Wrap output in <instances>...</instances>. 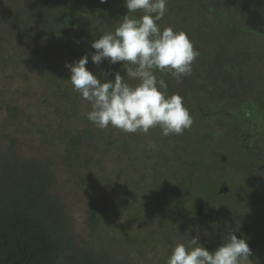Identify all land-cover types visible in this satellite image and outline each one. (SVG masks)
<instances>
[{
  "label": "trees",
  "instance_id": "1",
  "mask_svg": "<svg viewBox=\"0 0 264 264\" xmlns=\"http://www.w3.org/2000/svg\"><path fill=\"white\" fill-rule=\"evenodd\" d=\"M182 1L185 2V5L178 4L177 6L176 13H179V15L182 13V8L187 7L192 10L194 15L198 16L199 13H202L209 15V18L215 17L217 19L221 18L222 5L225 3V0H219L218 2L216 0L215 2L214 0ZM240 1L238 2V9L234 8L229 11L226 18L222 17L225 22L221 26L223 30V32L221 30V33L227 34L230 43L235 45H231V50L218 45L220 49L215 46L216 52L208 51L205 59L201 60L199 66H197L195 75L192 76L191 74L185 79H180L181 81H179L177 86L178 90H180H177L178 92L174 91L175 87L171 84V82L174 83L171 75L156 73L158 79L163 78L166 81L168 94H178L184 97V105L190 114L198 115L200 120L193 122L191 128L185 130L182 135H169L165 139H159L161 129L156 127L150 129L148 134H143L144 139L142 140V144L147 147L146 151H144L145 153L154 151L148 147L151 143H155L159 149L161 142L169 147L179 149V152L174 155L176 157L174 159V167L176 168L179 166L177 162H181L182 165L183 163L187 164L190 167L188 162L184 161L185 158L181 155L180 149L183 148L182 146L191 148V145L184 144L187 141L193 143L192 149L196 152H204L205 155L201 161L205 159L204 163L212 166L211 169L215 171L213 175L214 177L219 175V180L223 173L230 171L228 168L232 166L233 160H238L240 163L243 162V166H246L249 162L253 163V161H256L252 167L253 169L264 166V160L261 158L258 160L252 157L246 160L250 155L246 157V155L242 154H253L255 150L264 149V89L258 86V81L264 76V72L256 73L250 63L252 62L251 57L253 59L258 57L259 61H263L261 65L264 67V55H260L264 53V50H258L256 51L257 55H253L256 41H264V0ZM1 3L0 11L2 10L3 13L5 7ZM38 5L41 10L36 13L29 12L23 22L35 21L40 23L45 21L48 24L40 25L41 27L37 28V31L28 37L29 46L40 47L38 44H42L48 50L56 51L57 55H49L48 53L39 55V50H36L37 55H23V58L27 59V64H31V67L28 65L29 71L22 77L30 82L31 80L35 81V83L40 85L43 84L44 80H48L50 83L52 80L58 79V77H63L62 80L64 81L59 85L60 89L63 88L66 93L61 95L58 93V95H60L61 99H66L73 88L69 82L71 73L65 67L66 63H73L81 59L85 54L93 53L95 50L91 49V43L107 32H114L116 25H119L128 10L125 7L124 0H107L106 3H101V0H39ZM232 6L235 7L237 4L233 3ZM54 7L58 10L56 18L44 15L45 12L50 13ZM214 9L216 11L212 14ZM138 13L141 12L134 13L133 17L139 19L141 14ZM100 17H102V20H99ZM168 21L170 19L165 20L164 23H169ZM12 22V28H17V21ZM1 23L3 27L9 25L4 19ZM244 37L245 39H243ZM0 39L5 43L6 37L2 33L0 34ZM4 43H0V46ZM258 45L262 44L258 43ZM232 50L237 52L234 53ZM49 56L58 58V67L56 66L57 64H51ZM121 65L122 63L114 65L116 66L114 68L118 70ZM108 66L112 65L105 60L97 67L91 62V55H89V63L86 65L88 70L100 78L102 82H105V79H109V75L106 77L104 75V73H107ZM14 72L13 75L9 74V81L13 80ZM198 84L205 87L204 92L194 89ZM190 88H193L194 91L190 92ZM4 93H6L4 90L0 92V98L4 97ZM232 93L236 95L235 98L231 97ZM20 107L21 103H5L3 110L7 115L8 124L11 125L12 123L10 122L23 115L24 109ZM67 110V117L70 116L69 118L80 122L76 132L72 133L66 143L70 154L77 156L79 149L84 146L90 152H94L93 156H99L102 148L103 151H107L110 146L115 151L116 147L121 145L120 143L126 141L125 144H127L131 137V135H127V133L113 127L107 129L96 127L87 119L86 113L76 111V103L73 106L69 105ZM26 124L24 123L23 125ZM122 135L126 136L125 141L119 140ZM4 139L8 144L5 146V153L0 152V264H64L65 261L69 264H81L78 260L80 257L85 260V264H113L111 253L106 250L102 253L101 259L97 261L86 250L76 249V246L70 241L64 242L63 238L59 237L57 227L58 225L60 226V221L55 217L57 203L53 198L47 196L49 193L52 196L51 192H53L49 173H40L36 169L24 168L21 163L22 155L15 150L18 143L17 140H14L11 136H6ZM98 144L102 145V147L97 150L90 147ZM123 147L124 158L125 161L127 160L126 164L131 167L130 169H133L135 164H138L139 159L135 156V159L133 160L132 158L131 161L128 157L130 155L127 153L128 149L125 148V145ZM221 147L226 149L227 152L220 153L218 149ZM160 150L161 152L158 155L164 158L165 150L162 148ZM222 159L224 161L221 162ZM131 162L134 163V167ZM123 168H125V165L120 169L121 172L118 177L126 180L129 186V189L126 188V190L130 194L139 190V194L144 191V195L147 189L150 190L144 182L145 179L135 180L145 178L144 175L139 176L136 170L128 173ZM191 172L192 178L189 177L182 187H190L189 184L192 179H196L195 172L193 170ZM249 172L247 178L243 181L248 183L247 187L240 188L239 192L238 189L232 191L231 187L229 190L233 196L236 192L237 199L240 197L247 203L249 201L252 202L251 217L249 216L247 223L241 224L240 222L234 228L236 232H231L228 229L216 230L211 233L208 237L207 249L210 252H214L223 243H226L230 234L233 233L237 238H243L248 242L253 253L249 259L254 264H264V191L258 193L257 197L247 193V190H250V185L259 181L260 177V175L256 176ZM199 174L202 178L201 183H204L207 176L202 172ZM213 175L208 178L213 177ZM260 179H262V176ZM139 184L142 187H139ZM218 184H221L219 188L228 186L227 181L223 179ZM218 184H215L213 188H216ZM106 186L109 187V185ZM171 187H173L172 183L164 187L165 190L167 189L165 195L167 198L171 196ZM142 189L144 190L141 191ZM180 189L182 188L180 187ZM216 190L218 189L216 188ZM129 192L124 194L122 198L110 192L109 197L112 200H107V202H105L103 193L102 195L104 196L98 198V202H88L86 207L91 222L90 227L94 229L96 225L98 226V223L101 222L102 214L107 212V210H111L112 213L113 210H116L113 219V225L116 226L115 223L123 219L125 215L123 213L130 206V203H128ZM183 193L187 197L191 196L189 189H184ZM143 199L149 204L153 201L146 196H143ZM176 200V208H169V212L164 217L160 216L159 222H155V227H158L159 230H168L182 218L190 219V223L202 218L201 222L211 227L215 226L214 222L217 220L216 228H221L220 213H206L207 203L211 199L196 198L197 211L188 212L187 216H185L179 198ZM200 207H202V211L199 209ZM101 208H103L102 211H100ZM211 215L214 216V222L210 221ZM140 222H142V219L130 221V224H139L134 232L140 231ZM120 225L123 226V223H120ZM120 225L117 226L121 227ZM209 230L213 232V229L210 228ZM171 239L172 237L168 238L165 244L172 243L170 242ZM118 244L119 242H115L112 246L109 245V248L113 250ZM126 246L128 247V245ZM66 250L70 253L68 252V254ZM65 257H67L66 260H64Z\"/></svg>",
  "mask_w": 264,
  "mask_h": 264
},
{
  "label": "rangeland",
  "instance_id": "2",
  "mask_svg": "<svg viewBox=\"0 0 264 264\" xmlns=\"http://www.w3.org/2000/svg\"><path fill=\"white\" fill-rule=\"evenodd\" d=\"M38 1H0L5 7L3 13L2 10L0 11V34L2 33L6 37L5 43L0 39V43H4L0 46V92H3V90L6 92L4 93V97L0 98V152L5 153V146L8 144L4 137L11 136L18 142L15 150L18 154L22 155L21 163L24 168L36 169L40 173H49L53 192H51L52 196H50V193L47 196L53 198L57 203L55 217L60 221V226L58 225L57 227L59 237H62L64 242L70 241L76 246V249L86 250L97 261L101 259L102 253L106 250L108 253H111L113 264H167V260L171 256L174 247L179 243L187 245L189 239L199 236L200 243L208 248V237L214 231L230 229L231 232H236L234 228L240 222L241 224L246 222L249 216L251 217V206L253 204L250 201L249 203L243 201L240 197L237 199L236 192L234 196L228 195V198L225 196L219 197L221 192L219 186L221 185L218 183L223 179L227 181V188L231 187L232 191L238 189L239 192L240 188L247 187L248 183H244L243 181L247 178L248 171H250V174L262 176V179L259 177V181L253 182L250 185V190H247L249 195L257 197L258 193L264 191V166L253 169L252 167L256 161H253V163L249 162L250 164L247 163L246 166H243V162L240 163L238 160H233L232 166L228 168L230 171L224 173V176L222 174L219 180V175H215L214 177L215 171L211 169L212 166L204 163L205 159L201 161L205 155L204 152H196L192 149L193 143L187 141L184 144L191 145V148L182 146L185 149H180L181 155L186 159L184 161H187L190 167L187 164L183 163L182 165L181 162H177L179 166L176 168L174 167V159L176 158L174 155L179 152V149L169 147L161 142L162 147L160 146V149H164L166 153L164 158L158 155L161 152L159 148L145 153L144 151H146L147 147L142 144L144 138L143 134L139 132L135 134L127 133V135H131L127 144H125L126 136L122 135L119 140L122 139V141H125L124 143H120L121 145L117 146L115 151L110 146L107 150L109 152L103 151L102 148L99 156H93L94 152H90L84 146L79 149L77 156L68 152V147L66 146L67 140L72 136L73 132H76L80 122L69 118L70 116H66L68 112L67 107L69 105L73 106L76 103V111L87 114L92 110V105L90 102L84 100L80 93L73 88L70 92L68 91L69 94L66 99H61L60 95L66 93L63 88L60 89L59 85L64 81L62 80L63 77H58V79L52 80L50 83L48 80H44L42 85L32 80L30 82L28 79L22 77L29 71L28 65L31 67V64H27V59L23 58V55H37L36 50H39V55H46L47 53L49 55H57L56 51H50L42 44H38L40 47L29 46L28 37L34 34L33 32H36V29L41 27L40 25L48 24L45 21H41L40 23L35 21L23 22L29 12L36 13L38 10H41ZM181 1L167 0L168 11L165 17L158 23L161 30L171 27L175 31L185 32L193 43L194 48L199 51L200 55L192 65V76H194L197 66H199L201 60L205 59L207 52H216L215 46L219 49L218 45L231 50V45L233 46L234 44L230 43L227 34L221 33V26L225 22V19L222 17L226 18L230 10L234 8L238 9V2L240 0H225V3L222 5L220 19L215 17L209 18V15L202 13H199L198 16L194 15L192 10L187 7L182 8V13L179 15V13H176L178 4L185 5V2ZM218 1L216 0V2ZM240 2H245V0ZM233 3H236L237 6H232ZM215 11V9L212 10V14ZM57 14L58 10L55 7L50 13H44L45 16L50 15L54 18H56ZM138 14L142 16L143 12ZM3 19L9 25L3 27L1 23ZM167 19H170L169 23H164ZM99 20H102V17ZM12 21H17V28H12ZM117 27L118 25H116L115 29ZM258 43L262 45H258ZM254 45L253 55H257L256 51L258 50H264L263 40H257ZM233 52L236 53L237 51ZM260 55H264V53ZM49 59L52 65H56L58 62L57 57L49 56ZM251 61L250 63L253 65L256 73L264 72V67L261 65L263 61H259L258 57L255 59L251 57ZM121 63L118 62L115 65H120ZM56 66L58 67V64ZM114 67L116 66L107 67V73H109L108 80H114V74L119 72L122 77H125V82L130 86L135 87L140 83L138 79L126 77V70L122 65L118 70ZM13 71H15L13 80L9 81V74L13 75ZM185 78L182 77V79ZM172 80L176 84L175 86L171 82L175 87L174 91H180L177 86L181 80L173 77ZM258 86L264 89V76L259 79ZM204 88L203 85L199 84L194 87L199 92H204ZM194 89L190 88L189 90L192 92ZM231 97L235 98L236 95L232 93ZM7 102L21 103L20 108L22 109L23 107L24 109L23 115L16 119L18 121H9L12 123L11 125L8 124L7 115L3 110ZM191 116L193 122L200 120L198 115L196 116L192 113ZM27 121L29 122L26 124ZM24 123L26 125H23ZM159 135V139H165L161 132ZM124 145L128 149L127 153L133 156H128L131 161L132 158L133 160L135 159V156L139 159L135 167L134 163L131 162L134 167L133 169H130L131 167L126 164ZM90 147L97 150L102 145H91ZM218 151L220 153L227 152L223 147L219 148ZM253 152V154H242L246 155V157L250 155L246 160L252 157L264 160V149H258ZM259 155L260 157H258ZM222 161L224 160L222 159ZM124 165V171L127 170L130 173V171L136 170L139 176L144 175L145 178L135 180L140 181L145 179L144 182L150 189L146 188V194L143 195L144 189L141 190L143 191L141 194H139V190L131 194L126 190V188L129 189L128 183L124 178L118 177L121 172L120 169ZM191 170L196 175V179H192L193 185L188 188L182 187L185 185V181L192 176ZM201 172L207 176L204 183H201L202 178L199 174ZM211 175L213 177L208 178ZM174 177L175 179L173 180ZM135 180L134 182H136ZM169 183H172L173 187L170 188L172 190L170 191L171 196L167 198L165 196L167 189L165 190L164 187L168 186ZM215 184H218L216 185L218 190L213 188ZM106 185H109V187ZM138 186L142 187L140 184ZM113 187L114 189H112ZM184 189L191 191L190 197L185 196L183 193ZM110 192H113L117 196L119 195L121 198L129 192L128 203H130V206L123 213L125 214L123 219L119 221L123 223V226L119 222L115 223L116 226L113 225L116 210H113V213L111 210H107V212L102 214L101 222L93 229L90 227L91 222L87 212V203L98 202L97 199L104 195L105 202L107 200L110 201L112 200L109 197ZM103 193L104 195H102ZM223 195H225L224 192ZM143 196H146L148 199L151 198L153 200L152 203L149 204L143 199ZM195 197L204 200L211 199L207 203L206 213H220L222 220L221 228H216V224L215 226L213 225L214 228H212L213 226L204 225L201 222L202 218L193 223H190V219L182 218L176 224H172L173 226L168 228V230H159L158 227H155V222L160 221L159 217H164L169 212V208L176 206L175 202H177V198L181 201L185 216H187L188 212L197 211ZM101 207L103 206L101 205ZM102 210L103 208L100 211ZM134 219H142V222H140L141 232H134L135 228L139 225L130 224V221ZM184 220H188L189 222H185ZM210 228L213 229V232L209 230ZM171 237L170 242L172 243L166 245L165 242ZM115 242H119V244L111 250L109 245L112 246ZM66 259L67 257L64 258V260ZM78 260L81 264H85L83 258L80 257ZM64 264L69 263L65 261Z\"/></svg>",
  "mask_w": 264,
  "mask_h": 264
},
{
  "label": "clouds",
  "instance_id": "3",
  "mask_svg": "<svg viewBox=\"0 0 264 264\" xmlns=\"http://www.w3.org/2000/svg\"><path fill=\"white\" fill-rule=\"evenodd\" d=\"M124 4L128 11L115 31L95 39L90 45L93 53L66 63L71 73L69 82L91 103L87 119L100 129L111 126L125 133L148 134L159 127L164 137L182 135L191 128L193 118L183 97L169 95L166 81L158 79L156 73L169 74L177 80L190 76L200 53L185 32L171 27L161 30L158 22L168 11L167 0H124ZM138 11L143 15L136 19L133 14ZM89 55L97 67L105 60L111 65L122 62L126 77L140 83L130 86L119 72L114 74V80L102 82L86 67ZM148 147L155 150L157 145L151 143ZM252 254L248 242L233 233L214 252L204 247L197 236L187 245L177 244L167 264H253L249 259Z\"/></svg>",
  "mask_w": 264,
  "mask_h": 264
},
{
  "label": "flooded vegetation",
  "instance_id": "4",
  "mask_svg": "<svg viewBox=\"0 0 264 264\" xmlns=\"http://www.w3.org/2000/svg\"><path fill=\"white\" fill-rule=\"evenodd\" d=\"M223 176H224V173H223ZM189 185H190V187L193 185V184H192V181H191V183H190ZM220 185H221V184H220ZM220 190H221V192H220L219 197H220V196H221V197H222V196H225V197L227 198L228 195H230V193H231L230 190H229V188H227V187H221ZM223 192L225 193V195H223ZM199 209L202 211V207H200ZM213 218H214V216L211 215V216H210V221H211V222H214V221H213ZM216 219H217V218H216ZM214 223L217 224V220H216V222H214Z\"/></svg>",
  "mask_w": 264,
  "mask_h": 264
}]
</instances>
